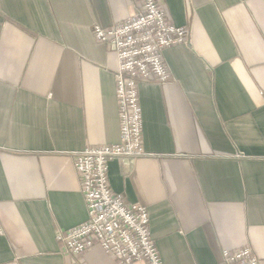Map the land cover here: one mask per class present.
Returning <instances> with one entry per match:
<instances>
[{"label":"crops","instance_id":"obj_1","mask_svg":"<svg viewBox=\"0 0 264 264\" xmlns=\"http://www.w3.org/2000/svg\"><path fill=\"white\" fill-rule=\"evenodd\" d=\"M157 2L191 44L163 52L168 83L139 84L146 156L112 160L110 188L145 206L162 264L247 246L264 264V0ZM136 7L0 0V264H115L55 236L87 218L70 154L120 141L116 58L91 28Z\"/></svg>","mask_w":264,"mask_h":264},{"label":"built area","instance_id":"obj_2","mask_svg":"<svg viewBox=\"0 0 264 264\" xmlns=\"http://www.w3.org/2000/svg\"><path fill=\"white\" fill-rule=\"evenodd\" d=\"M136 6V13L122 22L108 27L93 24L91 28L92 36L116 58L113 79L120 141L87 146L70 154L87 218L67 230L57 231L55 239L64 255L79 256L96 246L115 264H162L150 236L145 206L127 203L121 195L112 192L108 165L118 160L127 167L146 156L139 84L168 83L170 73L163 52L171 46H190L191 34L188 27H178L168 20L157 0H136ZM221 253L219 264H258L248 246Z\"/></svg>","mask_w":264,"mask_h":264}]
</instances>
